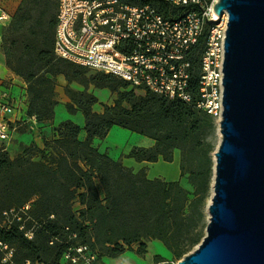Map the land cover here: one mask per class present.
Masks as SVG:
<instances>
[{"label": "trees", "instance_id": "obj_1", "mask_svg": "<svg viewBox=\"0 0 264 264\" xmlns=\"http://www.w3.org/2000/svg\"><path fill=\"white\" fill-rule=\"evenodd\" d=\"M151 3L166 18L181 16L183 11L156 0ZM56 24L57 18L49 32L34 42V53L23 65L27 70L7 59L8 67L27 83L29 115L39 121L54 117L58 76L68 84L83 80L96 87H108L110 81L120 79L56 57ZM203 42L189 54L192 68L201 61L193 56L199 50L202 56ZM90 71L95 74L88 77ZM199 74L200 69L192 73L190 103L150 91L137 95L139 90L120 79L123 90L110 87L118 97L113 105L103 106V113L93 111L98 102L94 95L68 89L67 109L83 113L85 140L79 138L82 129L66 121L55 128V138L45 140L42 149L33 144L14 159L0 149V242L13 249L6 262L0 252V264H64L68 249L80 245L102 263L104 257H119L134 246L144 255L153 240L161 242L175 261L191 253L206 235L205 209L217 149L216 120L197 108ZM114 126L155 141L152 148L130 152L129 157L138 162L171 163L178 151L181 179H187L192 191L181 180L149 179L146 168L136 172L100 153L93 140L105 138ZM26 217H30L28 223ZM155 264L172 263L156 256Z\"/></svg>", "mask_w": 264, "mask_h": 264}, {"label": "built area", "instance_id": "obj_2", "mask_svg": "<svg viewBox=\"0 0 264 264\" xmlns=\"http://www.w3.org/2000/svg\"><path fill=\"white\" fill-rule=\"evenodd\" d=\"M151 1L155 0H58L56 57L116 76L139 91L190 103L188 57L203 39L197 108L221 120L228 14L215 13L219 0H156L183 9L181 16L166 18ZM15 110L10 90H0V141L11 139L14 127L8 116ZM0 252L4 262L13 255L2 242ZM63 261L99 264L84 245L69 248Z\"/></svg>", "mask_w": 264, "mask_h": 264}, {"label": "water", "instance_id": "obj_3", "mask_svg": "<svg viewBox=\"0 0 264 264\" xmlns=\"http://www.w3.org/2000/svg\"><path fill=\"white\" fill-rule=\"evenodd\" d=\"M214 10L229 18L221 141L206 235L178 264H264V0Z\"/></svg>", "mask_w": 264, "mask_h": 264}, {"label": "rangeland", "instance_id": "obj_4", "mask_svg": "<svg viewBox=\"0 0 264 264\" xmlns=\"http://www.w3.org/2000/svg\"><path fill=\"white\" fill-rule=\"evenodd\" d=\"M57 11H58V0H29L27 3H24L19 8L15 20L13 24L6 28L4 31V39L3 47L7 56V59L12 63L13 66L17 68H22L23 70H27L24 68L23 65L28 61L29 54L34 53L33 48L37 41V39H42L43 32H49L50 25L52 21L56 20L57 18ZM35 42V43H34ZM194 59L200 60V50L195 53L193 56ZM200 61L197 64H194V68H192V73L195 75L199 72L200 69ZM95 73L89 72L88 77L90 75H94ZM73 87L68 84L64 86L63 93L69 98L68 96V89H72L78 92H87L94 95L98 102L95 104L94 108L95 111L100 112L104 111V105H113L115 100L118 97V93H114L112 88L116 87L118 91L123 90L121 88V80L114 79L110 81L108 87H96L94 84L79 81L71 83ZM137 95H145L143 91H137ZM70 100V98H69ZM71 102V100H70ZM125 106L128 107L127 104ZM70 114H75L68 111ZM84 117V116H83ZM216 120V144L217 147L221 141V135L219 132L220 128V120ZM115 130L110 138L107 139V146L111 147L112 152L116 151V146L122 147L126 144L127 136L124 132H118V129L124 128L114 127ZM33 144H19V147L16 151V155H14V151L12 153L7 152L9 156L14 159L19 154L24 153L26 148H30ZM13 154V156H12ZM32 155H36L35 150H31ZM111 157H114V153L111 154ZM35 160H38L36 158ZM147 173L149 178L155 179L159 178L166 181H172L178 172V168L176 165H170L169 163H154L150 166L146 167ZM182 185L192 191V187L189 185L187 179H184ZM212 197V189H211V196L208 199L207 207L205 209L206 215V222H209V213H208V206L211 202ZM31 217V214H29ZM30 217H26L25 223H28ZM5 224V222H3ZM206 234V230H205ZM196 249V248H195ZM194 249V250H195ZM193 250V251H194ZM14 251H16L14 249ZM156 256L162 257L164 260L171 262L172 264H178L181 260L175 261L173 255L166 249V247L158 241H150L147 245V252L144 255L138 254V246H134L131 249L127 250L123 255L116 257V258H109L104 257L103 261L104 264H136L130 261V259L137 260L138 264H155ZM128 258V260H127ZM30 264V263H28ZM33 264H41V263H33Z\"/></svg>", "mask_w": 264, "mask_h": 264}, {"label": "crops", "instance_id": "obj_5", "mask_svg": "<svg viewBox=\"0 0 264 264\" xmlns=\"http://www.w3.org/2000/svg\"><path fill=\"white\" fill-rule=\"evenodd\" d=\"M23 1L24 0H0V80L4 83V85L0 87V90H10V98L16 109L12 115L8 116V120L12 122V127H14L11 133V139L9 141H0V149H5L10 153L14 151V155H16V151L19 147V144L21 143L35 144L42 149L44 147L45 140H52L55 138V128L66 121H71L82 129L79 136L80 140H85L87 138V133L84 130L86 120L85 117H83V113L80 110L76 111L73 115L68 112L67 105L70 103V100L63 93V87L67 86L68 82L63 76H58L57 78V105L54 110L53 119L50 121H39L38 119L34 120V116L29 115V95L27 83L23 78L18 76L8 67L6 53L2 41V39H4L5 29L13 24L16 14ZM69 85L71 88L73 87L72 84ZM94 106L92 109L94 112H97L95 111ZM97 113H103V111ZM114 127L110 130L105 138H95L93 140V146L97 148L100 153L107 154L111 159L121 162L125 167L131 168L136 172L150 166L151 164H154L148 162H138L135 159L129 157L130 152L134 148H152L155 146V141L128 129H126V131L123 129H118V132L126 133L128 140L124 146H116V151L112 152L113 149L106 145V141L108 138H110L111 134L117 130L114 129ZM112 153H114V157H111ZM158 163L169 162H165L160 159ZM169 164L176 165L178 168L177 176L172 181L181 180V182H183L184 179H181L180 171V153L178 151L175 152L174 161ZM130 261L138 264L137 260L130 259ZM99 264H104V261H102V263L99 262Z\"/></svg>", "mask_w": 264, "mask_h": 264}, {"label": "bare ground", "instance_id": "obj_6", "mask_svg": "<svg viewBox=\"0 0 264 264\" xmlns=\"http://www.w3.org/2000/svg\"><path fill=\"white\" fill-rule=\"evenodd\" d=\"M221 121V120H220ZM212 194H213V191H212Z\"/></svg>", "mask_w": 264, "mask_h": 264}]
</instances>
